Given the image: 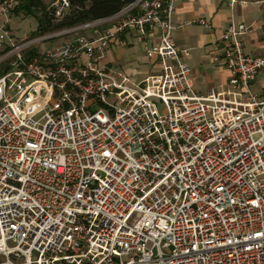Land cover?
<instances>
[{"label": "built area", "instance_id": "1", "mask_svg": "<svg viewBox=\"0 0 264 264\" xmlns=\"http://www.w3.org/2000/svg\"><path fill=\"white\" fill-rule=\"evenodd\" d=\"M19 3L0 0L6 23ZM53 7L61 19L70 4ZM175 7L134 0L21 41L0 26V264H264V98L251 89L264 56L245 53L249 27L232 22L219 39L229 88L199 95ZM148 26L161 73L101 64L114 37Z\"/></svg>", "mask_w": 264, "mask_h": 264}, {"label": "crops", "instance_id": "2", "mask_svg": "<svg viewBox=\"0 0 264 264\" xmlns=\"http://www.w3.org/2000/svg\"><path fill=\"white\" fill-rule=\"evenodd\" d=\"M27 19L13 12L6 23L0 14V26L11 29L17 40H25L27 35L21 24ZM172 19L176 26L172 38L181 50L182 60L191 68L199 95L229 88L231 72L225 64L224 47L219 39L232 22L249 27L241 36L245 53L264 56V7L258 0L238 1L234 5L229 0H176ZM159 41L160 31L156 26H148L146 34L129 29L110 41L101 64L122 70L137 81L161 73V58L148 54V49ZM2 52L0 46V55ZM251 89L264 98V71L258 73Z\"/></svg>", "mask_w": 264, "mask_h": 264}, {"label": "trees", "instance_id": "3", "mask_svg": "<svg viewBox=\"0 0 264 264\" xmlns=\"http://www.w3.org/2000/svg\"><path fill=\"white\" fill-rule=\"evenodd\" d=\"M68 1L70 7L61 19L55 17L54 7L47 3L46 0H20L14 13L25 15L26 17H35L38 22L36 29L37 35H43L53 30L74 26L86 21L111 17L134 0ZM35 54H37V52L34 49H30L26 52V57L29 58L31 55ZM9 69V64L3 66L2 69H0V76L9 71Z\"/></svg>", "mask_w": 264, "mask_h": 264}, {"label": "rangeland", "instance_id": "4", "mask_svg": "<svg viewBox=\"0 0 264 264\" xmlns=\"http://www.w3.org/2000/svg\"><path fill=\"white\" fill-rule=\"evenodd\" d=\"M47 3H49L52 7L54 6V4L56 2H58V0L56 1H53V0H46ZM21 18H26L25 15H21ZM28 19L26 21H24L21 25L24 26L22 27V31L27 35V39H31V38H36L38 36H42V35H37V32H36V29H37V25H38V22L36 20L35 17H32V16H29L27 17ZM26 26V27H25ZM57 30H53V31H50L48 33H45L43 35H48V34H51V33H54L56 32ZM81 34H84V35H88V36H95L93 30H84L81 32ZM72 34H67V35H62V36H57V37H54V38H51V39H47L43 42H38V44H35L32 49H34L37 53H41L43 51H45L46 49L54 46V45H57L59 43H62V42H65L69 39L72 38ZM26 40V39H25ZM7 65V63H3L2 65H0V69H2L3 66ZM127 258V257H125Z\"/></svg>", "mask_w": 264, "mask_h": 264}]
</instances>
